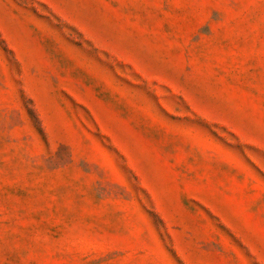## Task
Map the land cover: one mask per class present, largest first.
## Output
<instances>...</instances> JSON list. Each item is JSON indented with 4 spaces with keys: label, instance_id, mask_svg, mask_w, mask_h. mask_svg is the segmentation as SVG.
<instances>
[{
    "label": "rangeland",
    "instance_id": "374dc122",
    "mask_svg": "<svg viewBox=\"0 0 264 264\" xmlns=\"http://www.w3.org/2000/svg\"><path fill=\"white\" fill-rule=\"evenodd\" d=\"M0 264H264V0H0Z\"/></svg>",
    "mask_w": 264,
    "mask_h": 264
}]
</instances>
